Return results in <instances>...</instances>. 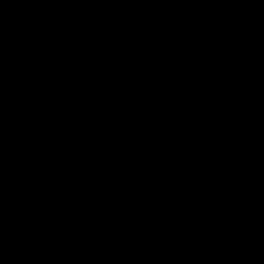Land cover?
Segmentation results:
<instances>
[{
  "label": "water",
  "instance_id": "water-1",
  "mask_svg": "<svg viewBox=\"0 0 264 264\" xmlns=\"http://www.w3.org/2000/svg\"><path fill=\"white\" fill-rule=\"evenodd\" d=\"M0 264H264V0H0Z\"/></svg>",
  "mask_w": 264,
  "mask_h": 264
}]
</instances>
